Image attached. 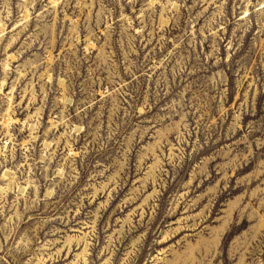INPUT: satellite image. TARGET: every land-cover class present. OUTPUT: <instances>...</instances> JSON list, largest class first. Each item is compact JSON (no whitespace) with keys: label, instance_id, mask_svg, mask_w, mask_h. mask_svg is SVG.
Returning <instances> with one entry per match:
<instances>
[{"label":"rangeland","instance_id":"rangeland-1","mask_svg":"<svg viewBox=\"0 0 264 264\" xmlns=\"http://www.w3.org/2000/svg\"><path fill=\"white\" fill-rule=\"evenodd\" d=\"M0 264H264V0H0Z\"/></svg>","mask_w":264,"mask_h":264},{"label":"bare ground","instance_id":"bare-ground-1","mask_svg":"<svg viewBox=\"0 0 264 264\" xmlns=\"http://www.w3.org/2000/svg\"><path fill=\"white\" fill-rule=\"evenodd\" d=\"M9 114H7V116H8Z\"/></svg>","mask_w":264,"mask_h":264}]
</instances>
